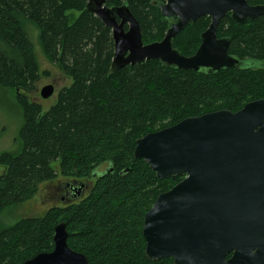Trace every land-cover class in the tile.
Returning <instances> with one entry per match:
<instances>
[{
  "label": "trees",
  "instance_id": "1",
  "mask_svg": "<svg viewBox=\"0 0 264 264\" xmlns=\"http://www.w3.org/2000/svg\"><path fill=\"white\" fill-rule=\"evenodd\" d=\"M87 1L0 0V88L17 91L22 112L20 150L0 155V264H22L52 251L59 222L66 224L68 246L88 264H173L170 257L145 256L142 227L157 196L184 175L158 178L133 156L135 141L185 118L236 112L264 98V16L238 24L227 14L219 21L217 36L229 39L238 67L206 73L149 60L111 73V29L86 9ZM105 1L129 7L144 43L163 38L169 19L158 4L165 0ZM209 21L203 16L189 22L173 47L192 55ZM27 25L45 56L72 79L46 111L26 97L40 76ZM58 176L91 184L78 199L40 216L3 222L9 208L31 200L41 184Z\"/></svg>",
  "mask_w": 264,
  "mask_h": 264
},
{
  "label": "water",
  "instance_id": "2",
  "mask_svg": "<svg viewBox=\"0 0 264 264\" xmlns=\"http://www.w3.org/2000/svg\"><path fill=\"white\" fill-rule=\"evenodd\" d=\"M158 7L170 20L168 28L160 41L144 43L126 4L87 1L86 9L111 29V73L149 60L206 73L238 67L239 59L228 53L229 39L217 36L219 21L227 14L238 24L264 16V4L251 5L247 0H165ZM203 16L210 23L200 45L192 55H182L173 47L175 36ZM53 93L51 84L40 90L44 99ZM133 156L143 159L160 179L185 175L159 194L144 216V253L149 260L264 264V98L236 112H207L147 133L135 141ZM67 185L79 197L88 187L75 181ZM74 199L67 196L63 204ZM67 238L66 224L59 222L53 250L22 264H88L83 253L68 246Z\"/></svg>",
  "mask_w": 264,
  "mask_h": 264
},
{
  "label": "rangeland",
  "instance_id": "3",
  "mask_svg": "<svg viewBox=\"0 0 264 264\" xmlns=\"http://www.w3.org/2000/svg\"><path fill=\"white\" fill-rule=\"evenodd\" d=\"M26 29L33 43L40 72L34 89L26 92V97L29 101L40 104L42 110L46 111L56 102L59 91L69 86L72 79L65 75L56 63L51 62L45 56L37 41L35 29L30 25H27ZM49 84L53 85L54 93L49 98L44 99L40 96V90ZM16 94L17 91L0 88V155L5 152L16 153L20 150L18 133L22 125V112L15 101ZM103 169L104 167L100 168V170ZM66 182H68L66 179L58 176L51 182L41 184L37 194L31 200L6 210L7 212L1 216L3 222L11 224L20 218L40 216L49 207L61 204L60 195L63 184Z\"/></svg>",
  "mask_w": 264,
  "mask_h": 264
},
{
  "label": "flooded vegetation",
  "instance_id": "4",
  "mask_svg": "<svg viewBox=\"0 0 264 264\" xmlns=\"http://www.w3.org/2000/svg\"><path fill=\"white\" fill-rule=\"evenodd\" d=\"M208 17V16H207ZM210 19V18H209ZM169 22H170V20H169ZM209 23H210V21H209ZM169 24V23H168ZM209 25V24H208ZM208 27V26H207ZM125 28H126V26H125ZM167 28H168V25H167ZM167 30V29H166ZM206 30V29H205ZM204 30V31H205ZM166 32V31H165ZM202 34V33H201ZM178 35V34H177ZM176 35V36H177ZM175 36V37H176ZM201 36V35H200ZM218 38H222V37H218ZM175 39V38H174ZM200 42H201V38H200ZM199 45H200V43H199ZM198 45V46H199ZM198 48V47H197ZM185 176V175H184ZM184 176H183V178H184ZM182 178V179H183ZM91 183H88L87 185H90ZM88 188V187H87ZM70 193V194H69ZM67 196H69L70 198H75L74 200H76V198H78L79 197V195H74L73 193H72V189H71V187L70 186H68L67 185V182L66 183H64L63 184V189H62V192H61V195H60V201H61V203H64V201H66V197Z\"/></svg>",
  "mask_w": 264,
  "mask_h": 264
}]
</instances>
